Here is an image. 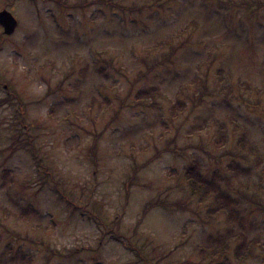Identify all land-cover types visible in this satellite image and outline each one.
<instances>
[{
  "label": "rangeland",
  "instance_id": "obj_1",
  "mask_svg": "<svg viewBox=\"0 0 264 264\" xmlns=\"http://www.w3.org/2000/svg\"><path fill=\"white\" fill-rule=\"evenodd\" d=\"M2 9L0 264H264V0ZM195 162L232 220L189 196Z\"/></svg>",
  "mask_w": 264,
  "mask_h": 264
},
{
  "label": "trees",
  "instance_id": "obj_2",
  "mask_svg": "<svg viewBox=\"0 0 264 264\" xmlns=\"http://www.w3.org/2000/svg\"><path fill=\"white\" fill-rule=\"evenodd\" d=\"M159 90L157 87H151L145 90H139L135 95L136 99H144L148 97H153L155 94H158ZM246 142L244 139L240 138L238 140V144L243 145ZM234 171H244L240 169L239 165L235 162H231L229 165ZM184 178L188 183V194L189 196H196L198 201H202L203 199H211L212 207L208 209V211H215L217 209L226 210L228 219L232 220L233 215L236 214V210L234 209V203L230 196L224 194V192L219 187L218 182L216 181L215 174L212 178L205 177L201 170L200 165L198 163H192L187 166L183 171ZM31 211V210H29ZM30 212H26V214H21L20 216L26 215L28 216ZM240 216H238V219ZM209 243L211 244V248L205 247L200 250L201 253H206L210 256H222L227 251V246L222 240H214L213 238H209ZM244 245L236 246L234 249V255L239 258L242 252Z\"/></svg>",
  "mask_w": 264,
  "mask_h": 264
},
{
  "label": "water",
  "instance_id": "obj_3",
  "mask_svg": "<svg viewBox=\"0 0 264 264\" xmlns=\"http://www.w3.org/2000/svg\"><path fill=\"white\" fill-rule=\"evenodd\" d=\"M17 25L14 16L6 9L0 10V26L5 34H11Z\"/></svg>",
  "mask_w": 264,
  "mask_h": 264
}]
</instances>
